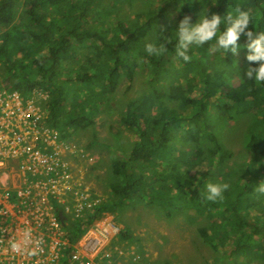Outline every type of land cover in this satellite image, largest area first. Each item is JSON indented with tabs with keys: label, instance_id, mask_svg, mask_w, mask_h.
<instances>
[{
	"label": "trees",
	"instance_id": "obj_1",
	"mask_svg": "<svg viewBox=\"0 0 264 264\" xmlns=\"http://www.w3.org/2000/svg\"><path fill=\"white\" fill-rule=\"evenodd\" d=\"M102 1L107 0H0L2 71L23 94L36 87L49 92L48 119L62 137L94 123V113L120 82L133 81L138 68L146 70L148 89L127 100L120 118L137 138L126 156L112 160L113 198L94 205L84 218L64 216L69 241L76 242L105 212L147 198L170 218L187 210L205 216L198 231L206 243L218 251L219 243L232 242L226 264L264 262V221L257 220L264 215V195L253 190L264 180V88L241 79L243 69L258 62L247 61L244 48L223 57L208 44L194 49L188 63L174 57L163 36L185 14L195 20L199 0H159L152 8L150 0H108L110 19ZM124 1L136 7L129 19L121 15ZM239 2L259 13L264 26L261 0ZM230 3L206 0L204 6L223 15ZM155 31L168 47L159 57L143 51ZM237 43H246V37L241 34ZM248 115L244 141L251 157L240 162L220 131ZM231 158L233 166L226 164ZM208 182L230 185L223 200L202 199ZM252 210L258 214L252 216Z\"/></svg>",
	"mask_w": 264,
	"mask_h": 264
},
{
	"label": "built area",
	"instance_id": "obj_2",
	"mask_svg": "<svg viewBox=\"0 0 264 264\" xmlns=\"http://www.w3.org/2000/svg\"><path fill=\"white\" fill-rule=\"evenodd\" d=\"M14 90L0 89V264H114L115 223L94 221L68 239L64 216L84 218L99 203L81 187L85 153L50 124L47 90L33 88L26 103Z\"/></svg>",
	"mask_w": 264,
	"mask_h": 264
},
{
	"label": "rangeland",
	"instance_id": "obj_3",
	"mask_svg": "<svg viewBox=\"0 0 264 264\" xmlns=\"http://www.w3.org/2000/svg\"><path fill=\"white\" fill-rule=\"evenodd\" d=\"M158 1L150 0L152 5L149 3L147 7L152 8ZM109 3L108 0L102 1L99 6L104 9L105 17L110 19L111 13L108 16L105 10ZM135 9L128 1H124L121 15L129 19ZM19 18L18 16L16 20ZM2 70L0 62V89L6 94H11L15 91L13 84L8 82V77H5ZM145 73L144 68H138L133 81L122 80L108 97L106 104L100 105L101 107L94 113V123L72 130L70 136L65 137L68 140L65 141L75 144L85 153L84 156L79 155L76 160L79 170H82L81 187L91 190L99 202L113 198L110 184L115 181L116 175L112 170V160L126 156L137 138L135 131L121 124L120 118L125 112L127 100L148 89ZM233 82H236L235 78ZM19 94L20 102L22 100L24 103L29 102L30 97L21 91ZM251 121L252 115L233 122L228 121L220 131L227 146L233 150L234 159L240 162H246L251 157L244 141ZM176 146L191 148L188 143L178 142ZM226 164L233 166L235 161L231 158ZM211 169L215 171V168ZM237 171L239 173L238 169ZM251 214L255 216L258 213L252 210ZM72 218L75 219L74 216ZM98 220L105 224L113 222L119 228V234L116 235L112 245L119 248L118 252L111 253V261L114 264H226L225 255L233 248L232 242L228 240L219 243L218 251L206 243L200 236L198 228L208 220L205 216L197 214L195 210H187L170 218L147 198L127 200L114 213L105 212L94 221ZM257 220L263 223L264 215L257 217ZM123 232H126L127 236H122ZM253 264H264V262L255 261Z\"/></svg>",
	"mask_w": 264,
	"mask_h": 264
},
{
	"label": "clouds",
	"instance_id": "obj_4",
	"mask_svg": "<svg viewBox=\"0 0 264 264\" xmlns=\"http://www.w3.org/2000/svg\"><path fill=\"white\" fill-rule=\"evenodd\" d=\"M216 2L217 0H212V4ZM199 3L202 7L195 20H190L189 15L185 14L179 19L177 26L168 35L163 36V40L172 43L174 57L188 63L192 59L193 50L205 44L213 51H222L223 57L227 52L236 54L240 48H244L245 59L258 64L254 66L249 64L243 69L241 79L244 82H252L258 88H264V26L259 25V13L254 14L239 0H231L230 9L223 15L204 6L206 0H199ZM261 7H264V0H261ZM249 24L253 27L249 28ZM241 34L246 37V43L238 45L237 41ZM167 50L168 47L158 39L156 31L152 38L143 43V51L149 56L159 57ZM254 185V192L264 195V180ZM229 187L226 182H208L204 185L202 199L212 202L223 200V193Z\"/></svg>",
	"mask_w": 264,
	"mask_h": 264
}]
</instances>
